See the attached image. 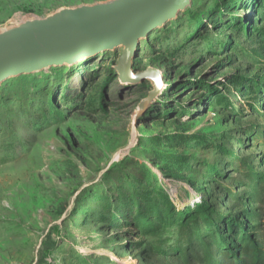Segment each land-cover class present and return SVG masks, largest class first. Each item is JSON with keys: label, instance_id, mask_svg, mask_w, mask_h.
Here are the masks:
<instances>
[{"label": "rangeland", "instance_id": "obj_1", "mask_svg": "<svg viewBox=\"0 0 264 264\" xmlns=\"http://www.w3.org/2000/svg\"><path fill=\"white\" fill-rule=\"evenodd\" d=\"M95 1L0 0V28ZM121 53L1 84L0 264H203L242 225L264 246V0H191L139 40L164 87L115 160L152 90Z\"/></svg>", "mask_w": 264, "mask_h": 264}, {"label": "water", "instance_id": "obj_2", "mask_svg": "<svg viewBox=\"0 0 264 264\" xmlns=\"http://www.w3.org/2000/svg\"><path fill=\"white\" fill-rule=\"evenodd\" d=\"M191 0H102L63 6L0 28V86L10 78L73 66L103 51L122 49L116 70L120 78L149 82L152 90L132 114L126 146L132 150L138 126L150 115V106L164 87V74L153 67L134 72L139 40L185 12Z\"/></svg>", "mask_w": 264, "mask_h": 264}, {"label": "trees", "instance_id": "obj_3", "mask_svg": "<svg viewBox=\"0 0 264 264\" xmlns=\"http://www.w3.org/2000/svg\"><path fill=\"white\" fill-rule=\"evenodd\" d=\"M256 201L259 202V209L262 210L264 203V178L256 187ZM242 225V224H240ZM240 234L235 236V241L229 245H224L222 242L214 239L213 242L217 248L215 252H211L207 244L203 243L202 263L203 264H264V246L261 245L259 238L254 233H247L244 225H242ZM213 253H217L222 257V261H217L213 257Z\"/></svg>", "mask_w": 264, "mask_h": 264}]
</instances>
